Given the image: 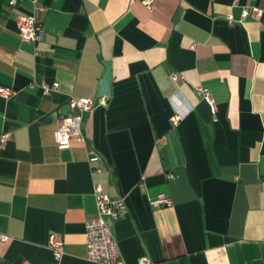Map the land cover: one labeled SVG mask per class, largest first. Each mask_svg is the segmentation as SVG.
I'll return each instance as SVG.
<instances>
[{
    "label": "crops",
    "instance_id": "1",
    "mask_svg": "<svg viewBox=\"0 0 264 264\" xmlns=\"http://www.w3.org/2000/svg\"><path fill=\"white\" fill-rule=\"evenodd\" d=\"M0 0V264H98L86 259L94 185L125 200L106 218L127 264H264V0H37L43 39L21 40ZM106 104L83 115L85 142L59 149L54 131L70 97ZM177 79H172V76ZM57 81L43 94L33 82ZM210 90L216 111L195 93ZM175 108L185 113L177 126ZM57 114V116H54ZM87 148L104 161L101 172ZM176 177L168 178L167 173ZM171 205L151 203L158 194ZM62 242L53 257L48 236Z\"/></svg>",
    "mask_w": 264,
    "mask_h": 264
},
{
    "label": "built area",
    "instance_id": "2",
    "mask_svg": "<svg viewBox=\"0 0 264 264\" xmlns=\"http://www.w3.org/2000/svg\"><path fill=\"white\" fill-rule=\"evenodd\" d=\"M18 0H9L8 3L14 6ZM155 0H141V3L148 9H152ZM33 10L30 13L18 14L16 16L17 33L21 40L31 43H37L43 39L44 29L42 26L40 15L45 8L37 2L31 0ZM264 16V10L258 6H243L239 19H235L232 14L227 15L226 19L229 23L242 21L247 17L260 19ZM172 79H177L172 76ZM37 85L43 94H50L58 90L59 83L53 81L47 83L42 80L39 83L33 82L31 87ZM195 93L203 100L210 108L212 113L216 111V102L210 90L203 86H195ZM15 94L11 87L0 86V97L10 99ZM106 96L99 95L96 98L83 97L68 99L70 112L58 118L57 127L54 131V141L59 149H66L70 146L71 140L75 139L78 142H85L82 131L83 115L94 110L98 105L106 104ZM185 113L175 108L170 117L172 126H177ZM9 133L0 134V147H4L9 139ZM88 160L91 163H96L93 172L99 173L104 168L103 158L91 148H87ZM168 178H174V173H167ZM94 197L96 204V216L85 222V246L86 259L98 264H127L122 258L117 241L110 228L107 225L106 218L113 221L124 219L128 215L125 200L121 197H111L104 193L100 184L94 185ZM155 206L171 205V199L164 193H160L151 201ZM3 241L7 240V236H0ZM48 246L52 251L53 257L59 261L63 256V245L53 233L48 236ZM138 264H154L148 257H142Z\"/></svg>",
    "mask_w": 264,
    "mask_h": 264
},
{
    "label": "water",
    "instance_id": "3",
    "mask_svg": "<svg viewBox=\"0 0 264 264\" xmlns=\"http://www.w3.org/2000/svg\"><path fill=\"white\" fill-rule=\"evenodd\" d=\"M110 71H109V68L103 78V81L101 83V88L99 90V95H104V94H107L108 93V84H109V81H110ZM69 107V106H68ZM63 114H67L68 112L67 111H61ZM54 116H57V114H55Z\"/></svg>",
    "mask_w": 264,
    "mask_h": 264
}]
</instances>
